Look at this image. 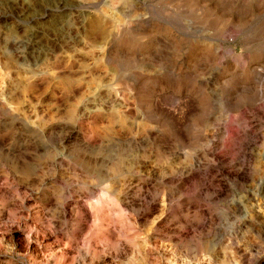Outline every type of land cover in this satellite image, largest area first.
I'll return each mask as SVG.
<instances>
[{"label":"rangeland","instance_id":"374dc122","mask_svg":"<svg viewBox=\"0 0 264 264\" xmlns=\"http://www.w3.org/2000/svg\"><path fill=\"white\" fill-rule=\"evenodd\" d=\"M0 264H264V0H0Z\"/></svg>","mask_w":264,"mask_h":264}]
</instances>
